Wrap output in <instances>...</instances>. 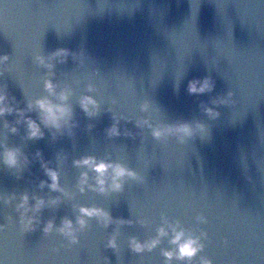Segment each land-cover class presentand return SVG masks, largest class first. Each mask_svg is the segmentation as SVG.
Here are the masks:
<instances>
[{
  "label": "water",
  "instance_id": "95a60500",
  "mask_svg": "<svg viewBox=\"0 0 264 264\" xmlns=\"http://www.w3.org/2000/svg\"><path fill=\"white\" fill-rule=\"evenodd\" d=\"M57 49L69 54L51 58ZM0 55L8 56L0 88L16 109L0 116V154L15 148L28 161L10 167L0 155V264H264V0H0ZM206 77L211 91L189 92L191 80ZM85 96L98 102L93 115L81 106ZM41 98L69 105L71 124L45 126L29 110ZM209 106L219 115L209 116ZM26 117L42 137L29 136ZM117 122L119 135H110ZM180 122L206 130L184 141L152 134ZM85 157L121 163L139 178L101 192L98 174L76 164ZM45 163L58 170L60 189L50 187ZM24 194L29 205H46L24 214ZM82 207L104 209L111 222L85 216L81 228ZM65 218L75 241L59 230ZM165 221L204 247L169 261V228L155 247L133 248Z\"/></svg>",
  "mask_w": 264,
  "mask_h": 264
},
{
  "label": "clouds",
  "instance_id": "9594fccd",
  "mask_svg": "<svg viewBox=\"0 0 264 264\" xmlns=\"http://www.w3.org/2000/svg\"><path fill=\"white\" fill-rule=\"evenodd\" d=\"M69 54L68 49H57L55 52L51 54V58L56 57H66ZM8 60L7 55H0V64H3L5 61ZM40 62L46 63L44 57H39ZM51 66V65H49ZM46 87L48 90L55 94L56 85L53 81L49 80L46 82ZM214 88V83L211 81L210 78L201 79H193L189 82L188 90L190 93L197 94V93H205L209 92ZM231 95V94H229ZM60 100L65 101L68 98L67 92H62L59 94ZM227 99L221 100H213L212 103H226ZM81 106L83 109L89 114H95L96 109L98 108V102L92 96H85L81 99ZM33 107L39 110L40 121L49 128L56 129L62 131L66 125L71 124L73 112L69 105L64 103H56L49 98H41L35 101V105L29 104V110ZM149 105L145 103L143 108L147 110ZM14 109L8 100V95L4 91L3 88H0V116L4 115L5 113L12 112ZM209 116L215 117L219 115L218 112L215 111L212 107H205L204 109ZM23 116V111L20 110ZM28 128H29V136L32 138L35 137H42L44 132L36 120L31 117H26ZM141 125L148 124L147 120L140 121ZM151 127V125L149 124ZM13 131H16V128L13 127ZM206 130V126L203 123L196 122H180L172 125H167L165 127H154L153 128V136L156 138H162L167 135H176L181 141H184L187 138H191L196 136L197 134H202ZM110 135H119V127L118 122L113 124V126L108 130ZM4 163L8 164L10 167H18L21 166L22 163L26 164L27 158H24L22 162L20 157L21 153L19 149L15 148H6L2 154ZM77 165H86L89 168L93 169L98 175L96 176V185L98 186L99 191L103 192L107 190V186H110L113 190H120L123 187V182L126 177L131 178H139L138 173L128 168L127 166L121 163H113L111 161L105 160H97L95 157H85L81 160L76 161ZM47 175L51 179L50 187L53 189H60L59 184V172L54 168H50L47 166V163L44 165ZM110 172V179L111 184L108 185V173ZM46 182H42L43 184ZM88 183V173L84 172L81 177V190H83V185ZM29 196L24 194L21 202L18 205V209H23L24 214H27L29 211L39 212L45 205L46 201L43 198H37L36 203L34 205H29ZM81 215L78 218V222L83 228L87 224V220L85 216H99L101 217L105 223L111 222V216L108 212L101 208H88L82 207L81 208ZM36 217H28L27 218V227L33 226V220ZM199 219H204L203 217H199ZM168 224L167 227L162 225L158 230V235L156 238L152 239L151 241L145 243H141L133 239L132 246L137 251L142 250L145 247L149 249L155 247L157 244L160 243L161 237L169 235V228L171 229V241L170 243L176 245V248L172 250H165L164 255L168 258V260H172L174 257L177 259H188L191 260L203 247L204 245L201 243V239L199 236L188 234L187 231L179 226V223L171 224L165 221ZM54 222L49 221V223L45 227V232H49L53 229ZM61 232L65 233L69 236L73 241L77 239L75 235V228L73 221L71 219L65 218L60 229ZM109 246L115 248L116 247V240L113 237L109 241ZM203 264H211V261L204 260Z\"/></svg>",
  "mask_w": 264,
  "mask_h": 264
}]
</instances>
